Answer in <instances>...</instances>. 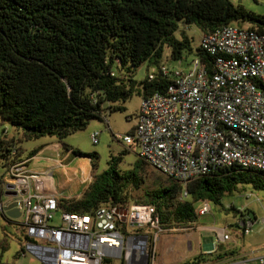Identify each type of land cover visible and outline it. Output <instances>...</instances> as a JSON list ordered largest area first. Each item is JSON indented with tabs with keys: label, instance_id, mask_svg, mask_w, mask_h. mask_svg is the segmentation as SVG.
<instances>
[{
	"label": "trees",
	"instance_id": "trees-1",
	"mask_svg": "<svg viewBox=\"0 0 264 264\" xmlns=\"http://www.w3.org/2000/svg\"><path fill=\"white\" fill-rule=\"evenodd\" d=\"M240 21L264 33V15L230 0H0V126L8 123L23 140L53 137L67 149L61 143L66 136L108 112L124 111L118 103L131 97V74L142 64L157 68L166 51L170 60L194 54L203 65L211 63L210 56L192 47L186 29L202 35ZM166 83L160 76H146L139 82L142 97L162 91ZM16 143L14 136L0 132L1 168L12 147L19 157ZM120 161L121 155L111 157L79 197L57 198L59 210L90 214L102 205H151L164 230L190 227L197 218L195 204L219 205L225 194L243 186L264 192L259 170L213 168L185 185L184 199L181 184L142 159L127 170L118 168ZM90 162L94 170L96 163ZM24 241L35 244L27 236ZM210 255L201 253L183 264L220 259Z\"/></svg>",
	"mask_w": 264,
	"mask_h": 264
},
{
	"label": "built area",
	"instance_id": "built-area-1",
	"mask_svg": "<svg viewBox=\"0 0 264 264\" xmlns=\"http://www.w3.org/2000/svg\"><path fill=\"white\" fill-rule=\"evenodd\" d=\"M198 47L211 58L208 66L194 57L186 68L161 62L147 75L166 80L160 92L143 96L130 133L114 136L136 146L138 156L163 176L185 185L213 168L239 167L264 173V33L236 23L202 34ZM182 63L184 59L176 60ZM7 133L0 127V132ZM99 132L90 134L93 144ZM12 147L0 174V213L18 221L27 244L46 264H105L119 259L137 264V243H154L162 230L151 205L99 206L89 213L60 211L57 198L45 185L51 172L36 173L27 159H16ZM17 202L19 216L8 218L7 208ZM60 211V223L53 219ZM209 211L207 201L195 210ZM252 221H242V235L250 233ZM141 225L144 236L128 230ZM264 225V218L262 219ZM189 227L181 230H189ZM217 243L229 240L228 229L214 230ZM35 240H42L38 245ZM264 264V255L253 259ZM123 263V262H122ZM199 264H221L203 261Z\"/></svg>",
	"mask_w": 264,
	"mask_h": 264
},
{
	"label": "rangeland",
	"instance_id": "rangeland-1",
	"mask_svg": "<svg viewBox=\"0 0 264 264\" xmlns=\"http://www.w3.org/2000/svg\"><path fill=\"white\" fill-rule=\"evenodd\" d=\"M230 1L233 4L241 5L249 12L264 15V0ZM238 24L243 27L249 26L247 22L240 21ZM185 32L193 38L192 47H197L201 37L200 32L195 28H188ZM176 35L179 37L178 32ZM167 52H165L162 62L173 68H186L187 64L195 57L194 54H186L184 61L179 63L168 59ZM152 68V66H148V63H144L131 74V79L134 81V91L124 103H118L124 107V111L108 112L101 121L91 120L84 130L66 136L61 143L67 146V149L59 145L56 150L45 149L42 155L31 158L30 152L34 149H41L42 145L58 140L49 137L36 140H18L16 145L21 149V158L29 159L26 164L27 169L36 173L51 171L54 186L64 198L79 197L86 189L92 176L107 168V161L111 157L121 155V161L117 163L118 168L120 170L131 169L140 160L137 147L134 145L127 146L114 136L122 137L132 131L136 121L135 115L142 100V87L139 82L150 73ZM115 71L118 74L125 73L118 71L117 68ZM0 127L6 128L9 138L14 135L17 138V133L8 123L3 122ZM94 131L99 132L96 144H93L90 139V134ZM123 150L126 152L122 154ZM91 153H96L97 158L89 159L87 155ZM91 160L94 164L96 163L94 170H92ZM3 173L4 170L0 167V174ZM208 204L209 211L202 216H197L195 221L189 225V228L192 226V229L181 230L185 227L164 229L159 234V240L152 243L151 249L145 243H137V248L133 252L137 264H157L159 262L175 264L177 261L192 260L193 256L199 252L206 253V246L212 245L215 248L218 243L214 230L225 227L230 235L228 242L237 251L246 254L249 258L264 255V225L262 224L264 192L254 191L249 186H243L238 191L225 194L219 205L211 202ZM199 207L200 204L194 205L195 210ZM240 212L244 213L241 215ZM59 216L60 211L56 213L52 222L53 225H59ZM249 219L253 222L251 231L247 235H242L241 222H247ZM141 229L128 227V230L135 235L145 236L144 229ZM188 232H191V236L185 238V233ZM176 234H179V237L174 242L172 239L176 237ZM25 236L26 231L20 227L18 221L8 220L0 213V243L3 245L5 244L4 239L7 241L6 249L0 247V264H46L28 250L24 241ZM35 241L38 245L44 244L42 240ZM187 242L190 243V246ZM28 244L32 245L31 243ZM121 262L126 263L124 255ZM121 262L119 259H111V264H120Z\"/></svg>",
	"mask_w": 264,
	"mask_h": 264
},
{
	"label": "crops",
	"instance_id": "crops-1",
	"mask_svg": "<svg viewBox=\"0 0 264 264\" xmlns=\"http://www.w3.org/2000/svg\"><path fill=\"white\" fill-rule=\"evenodd\" d=\"M14 137H15V135H14ZM49 138H53V137H49ZM20 139H21V136L17 132V138L15 137V140L18 141ZM58 147H59V144L57 142L44 144V145H42L41 149H39V148L38 149H34V150H38L35 153L34 156L42 155L45 149L51 148L53 150H56ZM34 156L31 157V158H34ZM19 159L24 160L23 158H21V149L20 148H19ZM27 160L29 161V159H27ZM47 172H51V171H47ZM45 185L47 186L48 191L50 193L54 194L56 198L62 197L60 191H58V189L54 186L53 179L52 180H46ZM190 229H192V226H191ZM175 236L176 237L172 239L174 242H176L178 240L179 234H176ZM189 236H191V232L185 233V238H187ZM158 240H159V236H158V239L156 241H158ZM229 240H230V235H229ZM228 241L219 242L218 245L215 248L212 245L206 246L205 247L206 253H202V254L211 253V255L209 256L210 258H216V256H219L220 259L219 260H212L213 263H221V264H256V262L253 260L254 258H249L246 254H244V253H242L240 251H237V249L235 247H233L232 245H230L231 243L228 242ZM25 243L28 244L27 242H25ZM187 244H188V246H190L189 242H187ZM28 250L31 251L33 254H35L40 260L45 262V259L42 258L40 254L34 252V250H32L31 248L30 249L28 248ZM199 254H201V253L199 252L198 254L193 256V258L198 256ZM186 261H177L175 264H183ZM157 264H164V263L159 262Z\"/></svg>",
	"mask_w": 264,
	"mask_h": 264
},
{
	"label": "water",
	"instance_id": "water-1",
	"mask_svg": "<svg viewBox=\"0 0 264 264\" xmlns=\"http://www.w3.org/2000/svg\"><path fill=\"white\" fill-rule=\"evenodd\" d=\"M7 208V212L6 215L8 218L11 219H17L19 216L18 210L19 208L17 207V202H13L12 204H10ZM133 227H140L141 225H137V224H133ZM145 239V236H144Z\"/></svg>",
	"mask_w": 264,
	"mask_h": 264
}]
</instances>
